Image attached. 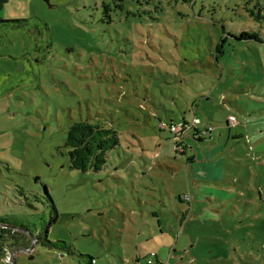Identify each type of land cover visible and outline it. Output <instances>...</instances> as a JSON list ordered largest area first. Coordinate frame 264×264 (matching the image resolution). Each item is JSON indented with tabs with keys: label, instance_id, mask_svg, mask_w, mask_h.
Returning <instances> with one entry per match:
<instances>
[{
	"label": "rangeland",
	"instance_id": "obj_1",
	"mask_svg": "<svg viewBox=\"0 0 264 264\" xmlns=\"http://www.w3.org/2000/svg\"><path fill=\"white\" fill-rule=\"evenodd\" d=\"M116 3L0 8V219L39 236L0 264H264V0ZM194 118L211 138L170 132ZM80 119L118 132L101 171L69 167Z\"/></svg>",
	"mask_w": 264,
	"mask_h": 264
},
{
	"label": "trees",
	"instance_id": "obj_2",
	"mask_svg": "<svg viewBox=\"0 0 264 264\" xmlns=\"http://www.w3.org/2000/svg\"><path fill=\"white\" fill-rule=\"evenodd\" d=\"M115 6L121 7L120 4L116 3V1L120 0H113ZM153 1V0H148ZM169 1V0H167ZM185 2H189L191 0H183ZM8 2V0H0V8L4 6V4ZM103 7L107 8L108 6L104 5ZM254 8L257 10L254 12L253 10H250L251 16L257 20L258 22L264 20V6H260L259 4H256ZM1 21V20H0ZM6 22V21H1ZM238 39H246V40H255L262 42L261 36L256 31H243L239 36H237ZM219 52L221 50L218 49ZM228 125H231L230 117L228 118ZM187 125L195 126L193 128L194 130V136L195 139L202 140L205 138H211V132L204 134L203 130L208 128L207 126L200 128V123L193 125L192 122L187 123L186 121H183L182 124L178 125L181 126V130L178 132H174L171 130V125L169 127V130L171 133H175V135L180 134L182 135L184 130H188ZM176 126V125H174ZM164 126H161L163 128ZM210 127V126H209ZM185 134L181 137V139H178V145H182ZM120 145V139L118 132L114 128L106 127L98 123H92L88 120H77L73 121L67 130L66 138H65V146L68 149V157H69V167L73 170H80L82 172L87 171H101L103 167L107 164L108 160V153L112 150L116 149ZM196 155V154H195ZM195 156L191 155L188 157L189 162H193ZM188 163V164H190ZM45 195L50 201V204L52 206V209L55 208V204L53 202L52 197L50 196L47 188L44 186ZM190 196V195H189ZM152 215L156 218H159L160 213L153 211ZM183 219L181 220V222ZM0 224L5 225L6 228H0L1 232H11V230H14L17 234L11 235L15 240L11 241L13 239L12 237H7L6 235L0 234V239H4V242L7 240L10 243H4L2 251L4 252V256L6 253L7 248H13L14 251L19 252H26L29 253L30 250H32L30 247L35 246L37 241H39V236H35L31 233V231L27 228V226H20L19 229H16L13 225L8 228V223L3 221V219H0ZM1 225V226H2ZM20 235V236H19ZM35 240V242H34ZM41 243L43 246L51 248L53 250H60L64 251L67 249V244L64 241L61 240H54L49 241L46 236H44V239H42ZM30 248V249H29ZM29 249V250H28ZM83 256V255H81ZM88 260H90V264H92L93 258L91 256H87ZM150 261V262H149ZM145 264H164L162 259L158 258V253L155 251L148 252L145 255Z\"/></svg>",
	"mask_w": 264,
	"mask_h": 264
},
{
	"label": "crops",
	"instance_id": "obj_3",
	"mask_svg": "<svg viewBox=\"0 0 264 264\" xmlns=\"http://www.w3.org/2000/svg\"><path fill=\"white\" fill-rule=\"evenodd\" d=\"M230 116H232V115H229V117H230ZM233 117H234V116H233ZM196 119H198L199 123L201 124V120H200L199 118H196ZM183 121H186V120H183ZM235 121H236V118H235ZM186 122H188V121H186ZM188 132H189V131H187L186 134H187ZM186 134H185V135H186ZM202 154H203V160L201 161V163H204V162L206 161L205 152H203ZM199 158H200V157H199V153H196V155H195V161L200 160ZM193 161H194V160H193ZM191 163H192V162H191ZM191 163L189 164V169L194 171L195 168L193 167V164H191ZM214 174H215V173L213 172L211 176L201 175V176L204 178V180H199V181H205V180L209 181V180H212V179L215 178V177H214ZM181 198H183V197H182L181 195H178V199H179L180 201H181ZM158 258H159V259H162V258L159 257V254H158Z\"/></svg>",
	"mask_w": 264,
	"mask_h": 264
},
{
	"label": "built area",
	"instance_id": "obj_4",
	"mask_svg": "<svg viewBox=\"0 0 264 264\" xmlns=\"http://www.w3.org/2000/svg\"><path fill=\"white\" fill-rule=\"evenodd\" d=\"M230 121H231V123L232 124H235V117H233V116H230ZM199 121H198V119H196V118H194L193 120H192V124L193 125H195V124H197ZM182 128H181V126H171V130L172 131H174V132H176V131H179V130H181ZM212 127H208V128H206L205 130H203V133L204 134H207V133H210V132H212ZM185 198L187 199V200H189L190 199V196L189 195H185ZM150 262V261H149Z\"/></svg>",
	"mask_w": 264,
	"mask_h": 264
},
{
	"label": "water",
	"instance_id": "obj_5",
	"mask_svg": "<svg viewBox=\"0 0 264 264\" xmlns=\"http://www.w3.org/2000/svg\"><path fill=\"white\" fill-rule=\"evenodd\" d=\"M34 242H35V240H34ZM32 248H34V247L32 246L31 249H32Z\"/></svg>",
	"mask_w": 264,
	"mask_h": 264
}]
</instances>
